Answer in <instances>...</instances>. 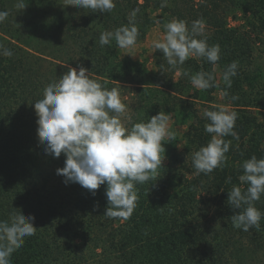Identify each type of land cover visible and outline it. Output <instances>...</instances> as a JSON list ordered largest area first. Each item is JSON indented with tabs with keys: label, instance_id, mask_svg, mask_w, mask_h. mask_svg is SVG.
Listing matches in <instances>:
<instances>
[{
	"label": "trees",
	"instance_id": "16d2710c",
	"mask_svg": "<svg viewBox=\"0 0 264 264\" xmlns=\"http://www.w3.org/2000/svg\"><path fill=\"white\" fill-rule=\"evenodd\" d=\"M58 1L24 0L25 9L13 10L17 0H0V11L9 12L0 23V44L13 52L11 57L0 55V220L20 210L35 217L37 228L12 254L11 264H232L233 247L243 239L264 250V218L259 231L236 229L231 220L236 210L227 204L233 185L247 187L239 181L243 161L253 155L264 158V119L257 114L264 110V73L254 67L255 48L264 51V0H168L163 8L161 0H114L109 13L57 7ZM151 5L161 11L162 24L177 18L190 28L201 20L207 43L220 46V60L213 65L190 57L173 69L156 50L154 70L145 62L120 58L114 40L99 45L100 34L127 25L136 8L137 41L144 39L154 23ZM230 16L237 25H231ZM233 61L238 62L237 75L226 89L215 66L223 73ZM77 65L109 90L134 85L138 104L127 127L147 122L161 110L187 127L184 152L176 134L162 142V168L156 178L137 185V206L128 220L104 216L106 185L93 195L78 183L66 185L62 175L52 183L40 166L47 154L37 138L34 102L42 98L44 87ZM184 71L211 72L216 86L197 89ZM225 90L238 115V138H223L231 145L221 168L195 175L192 155L211 138L199 105L219 110L215 93ZM233 95L236 101L230 99ZM65 159L63 154L54 158L58 168ZM204 194L215 208V224L208 212H200ZM255 207L264 213V196ZM74 235L83 239L82 245Z\"/></svg>",
	"mask_w": 264,
	"mask_h": 264
},
{
	"label": "clouds",
	"instance_id": "9594fccd",
	"mask_svg": "<svg viewBox=\"0 0 264 264\" xmlns=\"http://www.w3.org/2000/svg\"><path fill=\"white\" fill-rule=\"evenodd\" d=\"M167 2L161 0V7H167ZM65 5L99 13H109L116 6L114 0H66ZM26 6L24 0L15 4L18 10ZM138 12L136 8L129 13L127 25L102 32L99 45L104 47L114 40L121 49L132 48L139 35L135 23ZM8 16V11H0V23ZM153 47L163 53L173 69L190 57L202 58L213 65L220 60V46L207 43L201 20L193 21L189 28L186 21L173 18L164 24V39L154 41ZM0 55L11 57L13 52L0 44ZM237 69L238 62L233 61L223 71L226 89L231 88ZM182 74L197 89L216 86L211 72ZM223 94L229 96L227 90ZM230 99L236 101L238 97L233 95ZM126 110L119 90L115 87L109 90L92 79L83 65L69 67L62 77L44 87L42 98L34 102L37 138L44 152L54 158L62 154L66 157L64 167L56 170L57 175L64 177L66 185L78 183L93 195L101 185H106L104 216L109 219L128 220L132 216L138 201L137 185L157 177L165 159L162 142L166 138L168 142L174 139L169 128L170 117L163 110L149 121L134 123L130 128L121 119ZM203 116L208 121L204 131L211 138L192 155L195 175H209L221 168L231 145V141L223 138H238L234 131L236 112L223 107L205 109ZM241 168L239 181L247 187L233 185L228 191L227 204L236 210L231 216L232 225L245 232L251 228L259 231L264 213L255 207V202L264 196V158L253 155L243 161ZM34 220V216H25L20 210L13 211L7 220H0V264H11L12 254L23 247L25 238L35 235Z\"/></svg>",
	"mask_w": 264,
	"mask_h": 264
},
{
	"label": "rangeland",
	"instance_id": "374dc122",
	"mask_svg": "<svg viewBox=\"0 0 264 264\" xmlns=\"http://www.w3.org/2000/svg\"><path fill=\"white\" fill-rule=\"evenodd\" d=\"M66 0H59L56 4L57 7L61 6L63 8L67 9H73L75 6H69L65 5ZM28 5V3H25ZM60 7V8H61ZM11 8V7H10ZM13 10L16 8H12ZM76 10V9H75ZM82 10V9H81ZM149 14L154 18V23L150 30L148 31L146 37L144 39H141L136 42V44L130 48V49H121L118 47L117 52L120 58L125 59H131L140 63L145 62L147 67L149 69L156 70V55L153 47L154 41H162L164 39V24H162L159 20L161 11L157 8H155L153 5L149 8ZM230 23L231 25H237L238 21L230 16ZM255 55V68L259 67L261 70H263L264 73V51L262 47L258 46L254 50ZM216 75L218 77V80H221V68L219 66H215ZM263 82V80H262ZM122 102H124L127 105L126 113L123 117H121L122 122L129 123L131 120V115L135 113V106L138 104V96L134 90V85L132 84H123L119 89ZM214 103L220 107V108H226L228 111H232V106L230 101L224 96L222 91H217L215 93V99ZM199 108L203 111L205 108L201 105H199ZM258 116L261 119H264V110L257 111ZM169 115V114H168ZM169 128L170 130L177 135L178 142H179V150L184 152L185 148V138H184V132L187 130V127L185 125L177 124L175 117L173 115H169ZM56 161L54 158L50 157L49 155H45L40 160V166L43 169L45 173L51 174L52 183H58L60 175H57L56 170L58 169V165L55 163ZM203 201L200 203V206L202 208L201 213L209 215L211 217L212 224H215L214 222V215H215V208L208 199V196L206 194L202 195L200 197ZM76 230V228H74ZM81 232L82 230H78ZM75 243L78 245L83 244V239L80 238L78 235H74ZM71 238V236H70ZM101 249H99L100 251ZM234 251V257L233 261H231L232 264H264V250H262L260 247L248 242L247 240H241L238 242V244L233 247ZM232 251V252H233Z\"/></svg>",
	"mask_w": 264,
	"mask_h": 264
}]
</instances>
